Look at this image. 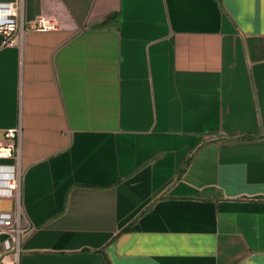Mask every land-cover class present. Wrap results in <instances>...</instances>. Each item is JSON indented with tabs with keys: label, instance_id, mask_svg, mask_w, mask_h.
Segmentation results:
<instances>
[{
	"label": "crops",
	"instance_id": "0c3cea01",
	"mask_svg": "<svg viewBox=\"0 0 264 264\" xmlns=\"http://www.w3.org/2000/svg\"><path fill=\"white\" fill-rule=\"evenodd\" d=\"M19 1L18 264H264V0Z\"/></svg>",
	"mask_w": 264,
	"mask_h": 264
},
{
	"label": "built area",
	"instance_id": "2783aa9c",
	"mask_svg": "<svg viewBox=\"0 0 264 264\" xmlns=\"http://www.w3.org/2000/svg\"><path fill=\"white\" fill-rule=\"evenodd\" d=\"M21 3L19 0L0 3V32L7 44L15 42V32L22 29L20 15ZM56 24L45 16H38L34 28H55ZM20 126L9 127L4 131L6 141L0 143V158H8L18 149L16 138L19 137ZM20 173L19 168L13 165L9 169H0V196L12 197L16 200V206L12 211L0 210V257L11 252L13 261L9 264H18V252L22 232L29 228V221L22 214L19 205Z\"/></svg>",
	"mask_w": 264,
	"mask_h": 264
}]
</instances>
